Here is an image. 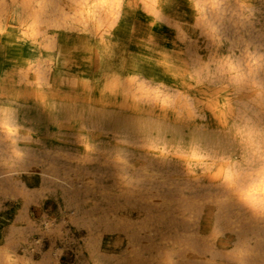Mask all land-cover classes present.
<instances>
[{
    "label": "rangeland",
    "instance_id": "374dc122",
    "mask_svg": "<svg viewBox=\"0 0 264 264\" xmlns=\"http://www.w3.org/2000/svg\"><path fill=\"white\" fill-rule=\"evenodd\" d=\"M7 1L11 3V0ZM198 1L196 9L193 7L192 0H121L115 24L109 32L104 33L105 38L110 40V51L101 58L96 56V46L93 41L89 42L86 37L67 35L62 30L42 28L45 34L44 40L39 38L38 43L22 40L18 18L12 13H5L6 16L3 15L4 17L0 19V24L2 23L0 115L13 117V119L10 118L15 123L10 131L13 136L11 133L6 134L8 133L6 129H0L2 132L0 133L2 135L0 145L6 142L2 145L4 149L0 152V160L13 157L15 159L13 151L17 148L25 153L23 158L35 153L39 161L51 159L50 161L60 174L66 173L72 179H91L92 177L97 180L98 178L101 187L110 190V194L113 195L118 190L117 186L132 187L135 193L154 187L161 192L165 191L164 193L167 191L174 195L177 194L176 197L179 193L182 196H189L190 193L197 194L200 190L203 193L210 191V187L213 190L216 187L221 188L222 184L215 179H224L232 166V162L225 156L239 160L241 152L238 144L230 135L235 128V125H230V120L233 117L239 118L242 109H247L254 117L264 120V110L255 115L251 108L253 106L251 99L255 100L261 92L259 86L254 85L255 88L252 84L234 86L237 74L235 70L221 74L216 72L218 63L226 61L230 54L228 41L231 38L226 36L222 28H217L218 30L213 28L211 30L205 26V29L203 28L207 14L217 12L216 15H220V7L210 10L208 6L201 7ZM229 3L235 5L238 10L240 9L246 23L253 24L257 33L264 36V0H229ZM208 10L213 12H208ZM204 14L206 19L203 20ZM200 21L203 23L200 24ZM195 22L198 23L195 24ZM194 25H198L196 27L199 28ZM53 35H56L55 47L45 49L43 45L48 39L46 37ZM246 35L248 36L247 33ZM215 37H219L217 38L219 40ZM225 37L227 39H224ZM85 38L87 40H83ZM248 48L249 54L254 53L255 49L252 44ZM237 50L234 49L232 52L233 63L241 64L242 53L240 54ZM195 52L196 55H194ZM49 60L53 64L54 71L57 68L65 69L80 76L82 83L68 86L63 83L59 84L55 80L51 87L43 86V88L37 86L34 81V83L25 82L19 78V72L28 71L33 74L29 68L34 70L37 62L45 67ZM194 60L199 61V65ZM206 62H209L208 65ZM243 67L241 65V69ZM193 69L198 70L195 72ZM111 75H118L122 81H127L129 76L136 81H142L150 88V92L154 90L153 95L150 93L148 97L132 98L125 97L118 92L111 93L103 88L104 78L111 77ZM177 114L183 115L178 117ZM220 125L223 127L221 128ZM16 129H19L18 133ZM123 132L132 136L133 134L138 135L139 138L135 139L137 143L125 140L122 137ZM236 134L242 135L239 128H236ZM21 137L23 139H20ZM145 137H148L147 140ZM144 141L149 142V145ZM207 142L209 146L206 147ZM9 143L11 145L14 143L15 147L14 145L11 147ZM103 149L108 153L114 150L122 156H127L133 166L132 169H126L127 175L122 177L134 176L132 172H135L136 168H139L137 173H140L138 172L140 167L144 168L152 161V164L155 166L158 164L160 169L164 167L162 171L166 176L165 183L162 184V181L158 180L151 184L152 182L148 181L147 177L143 179L142 176L139 178L140 181L134 182L135 184L131 183L133 186L128 183L129 181H122L123 179L119 181L118 177L112 176L113 169H111L117 165L107 158L102 159L103 154L107 157V152ZM7 151L10 154L6 153ZM43 163L46 162L41 164ZM142 179L144 181H141ZM41 183L37 174L24 175L19 185L23 192L16 195L17 199L15 196L3 194L2 197L0 196V245L6 243L9 233L19 232L20 229L22 230L20 233L25 234L23 236H27V240H32L40 234L39 227L38 231L36 227L43 220L50 221L53 229L56 228L58 232L55 231L51 238L42 236L40 252L35 251L31 260L21 259L19 264H25V262L27 264H49L52 250L60 252L61 264H102L99 259L106 261L103 264H161L158 262L155 249L152 250L153 253L151 252L150 256L141 255L143 258L137 257L135 253L125 255L124 234L119 233L121 230H113L114 233L110 230L107 232L100 225V218L105 212L114 211L117 216H122L127 211L132 218H136V214L141 210L139 206L124 204L121 199L117 202L113 198L109 199L113 200V203H109L107 196L92 193L91 198L93 196L94 199L91 203L87 202L86 209H84L94 216L89 218L83 215V219L81 217L71 219L69 217L71 203L69 204L66 198L69 192L67 194L65 191L64 196V190L62 192L61 187L47 184L45 188L41 186ZM81 192L82 189H80ZM21 195L25 199L23 196L21 198ZM29 198L32 199L29 200ZM65 200L68 203L64 202ZM182 204L180 201L173 202V210L181 213ZM95 207L101 211H97ZM210 207L209 204L203 205L201 214L193 213L195 214L191 219L193 224L191 221L189 224H184L189 225L188 231L198 232L204 239L207 236L205 248L208 252L205 255L208 258L209 251H213L208 238L213 229L217 228L214 215L216 211ZM232 211L234 214L235 208ZM21 213L29 217L27 221L31 222V225L27 226L26 222L17 219ZM159 213V210L156 211V214ZM243 213L241 212V215L247 212ZM180 219V216H177V220L180 221ZM69 220H73L72 223L75 222L72 224ZM78 220H81V223ZM89 220L93 228L96 226L93 232L87 227L88 222L86 221ZM89 230L91 234H94L89 235ZM221 231L224 236L214 246L217 255L231 249L240 233L223 228ZM154 234L153 240L156 238ZM93 236H97L98 240L101 238L97 256H95V248L90 247V237L93 239ZM158 238L157 236L155 240ZM250 242L253 245L256 239L251 238ZM14 250L18 254L22 253L20 247ZM41 254H45L43 259L40 258ZM113 256L117 261L112 260ZM217 257L216 262H221V255ZM175 259L181 264L180 257L175 256Z\"/></svg>",
    "mask_w": 264,
    "mask_h": 264
},
{
    "label": "bare ground",
    "instance_id": "6f19581e",
    "mask_svg": "<svg viewBox=\"0 0 264 264\" xmlns=\"http://www.w3.org/2000/svg\"><path fill=\"white\" fill-rule=\"evenodd\" d=\"M91 1L92 0H11V3H9L7 0H0V19H1V17H4L3 15H5V13H7V12L12 13L14 16H16L18 18L17 21L19 23L20 31H21L22 36H23L22 40L26 39V40H28V42L30 41V42L38 43L37 42L38 39L43 38L45 36L42 28H51L52 30L53 29L54 30H62L65 32V34L70 35V36L75 35V36H79V37H86L89 42L90 41L94 42V44L96 46V51H95L97 54L96 56L98 58H101L105 54H107L108 51H110V48H109L110 40H109V38L108 39L105 38L104 33L109 32V30L113 27V24H115V22L117 20V16L119 15L118 12H119V8H120L121 0H93L92 1L93 3L90 5ZM199 4H201V7H203V6L210 7V10H215V9H218L220 7V10H219L220 11L219 13H221L220 15H216L217 12H216V14H213V13L210 14L209 13L210 15L207 14V19H206V15L204 14L205 16H203L202 18H203V20H204V18L206 19V20H204V21H206V24L202 25L203 28H204V26H205V28L207 27L209 29H211V28H213V29L222 28L223 32L226 34V36L228 38L230 36V38H231L230 41H228V44H229L228 49L230 50L229 51L230 54H229V56L227 55L228 57H227L226 61H224L220 64L218 63V65L216 67L217 68L216 72H219L221 74L225 71L229 72V70H235L237 73L235 80H234L235 82L242 80L243 74H244L246 78L242 83L239 84L240 86H244L246 84L255 85L254 82H260V83L264 84V63H260V64L257 63L258 57H264V36L262 34L257 33L253 24L249 25L248 23H246V21L244 20L245 18L242 17L243 13L240 12V9L238 10V8H236L235 5L230 4L229 0H200ZM196 9H197V7H196ZM204 10H205V8L203 9V11ZM210 10H208V12H213ZM151 11H153V10H151ZM198 22H199V20H198ZM198 22H195V24ZM201 22L202 21H200V24L203 23V22L202 23ZM1 24H0V33L2 31ZM194 26L196 27L198 25H194ZM196 28H199V27H196ZM203 28H202V30H203ZM223 32H221V34ZM180 33L181 32H179V34ZM246 33L248 34V36L247 35L245 36ZM205 34L208 35L207 33H205ZM213 34H215V33H213ZM55 36L53 35V36L46 37V39L47 38L48 39H47V41H45L46 43L43 45V47L45 49L55 47V42H56ZM210 37L212 38L213 36H210ZM219 37H220V35H219ZM219 37H215L216 40H219V39H217ZM86 38L83 40H87ZM224 39H227V38L225 37ZM43 40H44V38H43ZM42 43H41V45H42ZM189 43H190V40H189ZM195 44H196V42H195ZM250 44H252V46H254V49H255L254 53H252V54L248 53V51H249L248 46H250ZM32 45H33V43H32ZM234 49H238L239 53L240 54L242 53L240 56L241 57L240 58L241 64L235 63L236 64L235 65L233 63L232 52L234 51ZM51 52H52V50H51ZM191 55H192V53H191ZM194 55H196V52ZM196 60H194V62L198 63L199 61H196ZM235 61H236V59H235ZM199 63H198V65H199ZM208 63H207V65H208ZM210 64H212V62H210ZM241 65L244 66L242 69H241ZM65 66H67V65H65ZM204 66H206V65H204ZM198 68H200V70H202L200 66H198ZM206 68H207V66H206ZM29 70H31L33 74H30L31 72L24 70L25 72H19V75H20L19 78L21 80H24L25 82H33L34 81L37 86L51 87L54 84L55 80L59 84L63 83V84H66L68 86L78 85L77 83H80V84L82 83L80 81L81 79L79 78L80 76H78L76 74H72L65 69L57 68L54 71L53 70V64L51 63L50 60H49V62H47L45 67H44V65H42V63L37 62V64L35 65V69L32 70V68H29ZM193 70H195V69H193ZM197 70H195V72ZM54 73H56L55 76H53ZM104 79H105L104 80L105 82L103 83V88L105 90H107L111 93L118 92L120 94H123L125 97H128V96H130L132 98L148 97V96H150V93H152L154 91L153 90L152 92H150L151 90L147 85H145L142 81H136L133 78H130V76H129L127 81H122V79L118 75H115V76L111 75V77H105ZM255 86L258 87V85H255ZM260 91L261 92H260L259 96L255 100L251 99V102L253 103V106L251 105L252 106L251 108H253L252 110H253V113L255 115L258 112H260L261 110H264V89H261ZM152 95H153V93H152ZM164 101H161V102H164ZM251 108H249V109H251ZM10 117L11 116L6 117V116L0 115V129H6L8 131V133H6V134H8V135H9V133H11L10 131H11V128L13 127V123H15L12 121L13 117H11L12 119ZM99 126H101V125H99ZM102 126H104V125H102ZM13 131H15V130H13ZM0 133H2V132H0ZM11 135L13 136L12 133H11ZM122 135H123L122 137L125 138V140L131 141V142L136 141L139 138L138 135L133 134V136H132L131 134H129L127 132H123ZM0 137H2V135H0ZM3 137L5 138V135H3ZM142 138H143V136H142ZM147 138L145 137L146 140H147ZM141 139H139V140H141ZM139 140H138V142H139ZM5 141H7V140H5ZM144 142H147V141H144ZM0 143H2L1 138H0ZM5 143L3 142L2 145H4ZM136 143H137V141H136ZM140 143H142V142H140ZM147 143H148L147 145H149V142H147ZM144 144H146V143H144ZM2 145H0V152L3 151V149H4ZM13 145H14V143H12L11 147ZM205 146L206 147L209 146V142L205 143ZM14 147H15V145H14ZM9 148H10V146H9ZM14 150H15V148H14ZM103 150H105V149H103ZM8 151L6 153H8ZM51 152H52V150H51ZM1 154H3V153H1ZM8 154H10V152ZM26 154H28V152ZM98 155H101V154H98ZM4 156H7V155H4ZM55 156H57V155H55ZM102 156H103L102 159L107 158L111 161V163H113L114 165H117L116 167L111 168V169H113L112 170V172H113L112 176L118 177L119 181H120V179L122 180V176L127 175L126 169H129L133 166L131 164V162L128 160L127 156H124V155L122 156L120 153H118L114 150H113V152L112 151H109V153L107 152V157L104 154ZM40 158H42V157H40ZM12 159L5 158V160H3L1 158V160H0V196L1 197L3 194V195H9V196H13V197L15 196V198H16L17 194H22V192H23V190L21 188H19V185L22 183V179H23L24 175L37 174L38 179L41 180V182H42L41 183L42 187L46 188L47 184H53V185H56L58 187H61L62 192L64 190V196H65V191H67L66 192L67 194L69 192L68 197H66V198H67V201H69V204L71 203V208L68 207L69 212H70L69 217H71V219H73L74 217L75 218L81 217L83 219V215L84 216L87 215L89 218L94 216V214H90V212L85 210L86 209L85 206L87 205L86 203L87 202L91 203L94 199L93 196L91 198L92 193H97V194H101L103 196H107L108 200L110 198H113L118 202V200L121 199L124 204L137 205V207L139 206L141 210L138 208L140 211H139V213L136 214V218H132L131 214H129L127 211L122 216H117L114 211H108V212H105L100 218V223H101L100 225H102L103 229H105L106 231L110 230V232L111 231L113 232V230H116V231L121 230L119 233L122 232L124 234V235L123 234L122 235L124 236V240H125L124 241V246H125V251H126V254L124 253L125 255H127V253H129V254L135 253L137 257H140L141 255L150 256L152 250L155 249L156 250L155 251L156 257L159 260L158 262H160L162 264V263L166 262V258H167L169 251H175L177 253L176 256L180 257V259H181V264H206V261L208 260V257H206V255H205V253L208 252V250L205 248V244L207 243V238H206L207 236L204 239L202 236H200L198 234L197 231H196L197 233H194V231H192V232L188 231V226H189L188 224H189V221H191V219L194 217V215L196 213L201 214L200 211H202L201 209H202L203 205L209 204L211 206L210 208L214 209L216 211L214 214L216 217L215 222L217 223L216 227L219 230H222V228H223L224 230L229 229L230 231H233V232H240L237 236L238 240L250 241L251 238L256 239L255 244L251 245L252 246V255L248 258V264H264V217L254 216L246 207H244L237 200V198L233 195L232 191L227 189L223 185L221 186V188H218V189L216 187L215 190L211 189V187H210V191H207L205 193L200 192L201 190L199 191L200 193L198 192L197 194L196 193L195 194L190 193L189 196H182L179 193V196H177V197H176L177 194L174 195V194L167 192V191H166V193H164L165 191L161 192L158 189H154L153 186H152L153 188L145 187L147 189H145L144 191H140V192L138 191L139 193H135V190L132 187L117 186L118 190L113 195V194H110V192H111L110 190L101 187L100 182L98 181V178H97V180H95L96 178L92 179V177H91V179H87V178L86 179H82V178L72 179L66 173H65L66 175L60 174L58 172V170L56 169V167H54L53 163L50 161L51 159H49V158H48L49 160L48 159H41L39 161L38 160L39 157H38V155L36 156L35 153H34V155L24 157L23 159H17L16 157H15V159H13V160ZM54 160H53V162H54ZM110 161H109V164H110ZM42 162H46V163L41 164ZM119 163L121 165V168H120ZM157 165L158 164H156V166H155V164L153 165L152 161H151L144 168L142 166L140 167V170L138 171L140 173H137V169H139V168H136L135 172L137 174H135V172H132L134 174V176L129 178L130 182H128V181H126V182H128L129 184H131V183L135 184L134 182L140 181L139 178L142 176V177H144L143 179H145L147 177L148 181L152 182L151 184H154L153 181L156 182L158 180L162 181V184L165 183L164 181H165L166 176L163 175L164 171H162V170H164L163 169L164 167H162V169H160L158 167L159 165L158 166ZM69 172H70V170H69ZM74 172H73V175H74ZM81 173H83V172L81 171ZM84 174H85V172H84ZM77 175H78V173H77ZM85 175L87 176V174H85ZM143 179L141 181H144ZM224 179L226 182H230L229 181V172L226 174ZM122 181H124V180H122ZM163 187H164V185H163ZM163 187H161V189ZM155 188H156V185H155ZM80 189H82L83 193L82 192L80 193ZM203 191H205V190H203ZM174 192H176V191H174ZM37 193H39V192H37ZM22 196L23 195H21L20 197L22 198ZM13 197H12V200H13ZM3 198H4V196H3ZM23 198H24V196H23ZM16 199H14V200H16ZM30 199H32V198H29V200ZM67 201L65 200L64 202H67ZM175 201H180L183 203L182 204L183 210L181 211V213H177L176 211L173 210V208H174L173 202H175ZM109 203H113V200L112 201L109 200ZM92 205H96V204H92ZM132 205H130V206H132ZM87 207H89V206H87ZM113 208H115V207H113ZM233 208H235L234 214L232 211ZM26 209H27V207H26ZM89 209H91V207ZM96 210H97V208H96ZM158 210L160 213L156 214V211H158ZM99 211H101V210H99ZM241 212L242 213L247 212V213H245V215H241ZM24 213L27 214V212H24ZM24 213L23 214L21 213L17 219H19L20 221L22 220L23 222H26L27 226H29V224L31 222L29 223L27 221V220H29V217ZM193 213H195V214L193 215ZM177 216H180V218H181L180 221L177 220ZM72 221H70V223H72ZM41 222L42 223L38 224V226L36 227V229H37L36 231H38V227H39V229H40L39 233L40 234L37 237H34L32 240H27V236L24 237L23 235H25V234L20 233V232H22L21 229L19 230V232L18 231H15L13 233H9L10 231L7 232V233H9V236H7L8 238L6 239V243L4 245H0V264H8L7 257H9V256L13 257L16 260L17 264H19L21 259L22 260H31L35 251L38 250L40 252L41 237L42 236H48L49 238H51L52 235L55 234V231H56L55 230L56 228L53 229L54 227H52V224L50 223V221L43 220ZM86 222H88L87 227L93 232V230L96 228V226L94 228L92 227L91 220L86 221ZM95 222H96V220H95ZM83 223H85V222H83ZM185 223H188V224L184 225ZM191 224H193L192 221H191ZM161 225H162V227H161ZM259 225H260V227H259ZM82 226H83V224H82ZM30 227H32V226H30ZM24 228L25 227H23V229ZM25 230H28V229H25ZM90 230H89V232H90L89 235H93L94 233L91 234ZM30 232H31V230H30ZM95 233H96V231H95ZM154 233H157L158 235H156ZM153 234L156 235V238H157V236L159 238L157 240H155L156 238L153 240ZM96 237H94V238H96ZM94 238L91 239V237H90V240L92 241V242L90 241V247L93 249L95 248V252H96L95 256H97L98 252H99L98 250L100 248L99 247V240L101 238L99 240H98V237L96 239H94ZM87 241H89V240H87ZM4 242H5V240H4ZM18 247H20L22 250L21 254H18L16 252V250H14ZM90 247H88V248H90ZM84 248H86V246ZM119 252H120V250H119ZM88 253L90 254L89 250H88ZM92 254H93V252H92ZM51 255H52V257L50 258L49 264H61L60 252H55L54 250H52ZM101 255L103 256L104 254H101ZM100 256H99V258H100ZM143 256H141V257L143 258ZM217 256H220V255H217ZM44 257H45V254L40 255L41 259H43ZM114 257L115 256L112 257L113 258L112 260L117 261V259H115ZM116 257H117V255H116ZM125 258H126V256H125ZM93 259L95 260V258H93ZM99 260L102 262V264L105 261L104 259H103L104 261H102L101 259H99ZM134 260H135V258H134ZM177 260H178V258H177ZM95 261L97 262V260H95ZM119 263H120V261H119ZM137 263H139V262H137ZM157 264H159V263H157ZM216 264H228V262L225 259H223L221 256V262H219V263L216 262Z\"/></svg>",
    "mask_w": 264,
    "mask_h": 264
},
{
    "label": "clouds",
    "instance_id": "9594fccd",
    "mask_svg": "<svg viewBox=\"0 0 264 264\" xmlns=\"http://www.w3.org/2000/svg\"><path fill=\"white\" fill-rule=\"evenodd\" d=\"M192 3L195 8L197 0H192ZM257 63H264V57H258ZM245 78L243 74V79L236 81L234 86H238ZM254 83L260 89H264V84L260 82ZM252 86L254 87L253 84ZM180 115L183 114H179L178 117ZM230 125H235L230 135L241 150L240 159L236 160L225 156L232 162V167L229 170L230 182H226L222 178L215 179V181L231 190L237 200L254 216L264 217V120L257 119L247 109H242L239 118L233 117L230 120ZM236 128L241 130L242 135L236 134ZM16 131L18 132L19 129H16ZM20 139H23V137ZM13 155L17 159H23L24 153L17 148ZM122 179L129 181L128 177H122ZM223 236V231L218 228L213 229L208 238L210 244L213 246V251L208 253L209 258L206 264H216L217 252L214 246ZM219 254L228 264H248V258L252 255L251 242L248 240H237L231 249ZM176 255L175 251H169L165 264H178V261L175 259ZM7 259L8 264H17L13 257L9 256Z\"/></svg>",
    "mask_w": 264,
    "mask_h": 264
}]
</instances>
